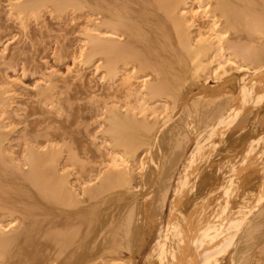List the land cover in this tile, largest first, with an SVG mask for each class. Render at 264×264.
<instances>
[{
	"label": "bare ground",
	"instance_id": "1",
	"mask_svg": "<svg viewBox=\"0 0 264 264\" xmlns=\"http://www.w3.org/2000/svg\"><path fill=\"white\" fill-rule=\"evenodd\" d=\"M9 8L98 19L15 109L0 55V264H264V0Z\"/></svg>",
	"mask_w": 264,
	"mask_h": 264
},
{
	"label": "rangeland",
	"instance_id": "2",
	"mask_svg": "<svg viewBox=\"0 0 264 264\" xmlns=\"http://www.w3.org/2000/svg\"><path fill=\"white\" fill-rule=\"evenodd\" d=\"M9 7L10 0H0V55L8 52L6 61L8 66L4 72L8 78L16 80L20 87L12 93L11 108L15 109L30 94L31 90L47 82L53 74L62 75L64 73L71 63V54L75 46L82 44L85 38L84 31L89 30L84 28L86 21H88L87 26H92L98 18L88 10L79 12L68 8L60 15L50 13L46 9L40 12L38 18L30 17L20 26L11 15ZM91 69L78 67L81 73L90 72ZM97 84L96 91L106 88L100 83ZM9 122L5 119V123ZM29 127V122L18 121L10 129L9 145L15 150V158L19 157L21 150L19 145L25 142V135L28 141L34 140ZM61 150L63 152L59 167L62 169L65 162V148L62 147ZM67 174H69L68 180L71 185L78 190L74 171H67ZM131 179L134 187L138 188L137 171L131 173Z\"/></svg>",
	"mask_w": 264,
	"mask_h": 264
}]
</instances>
